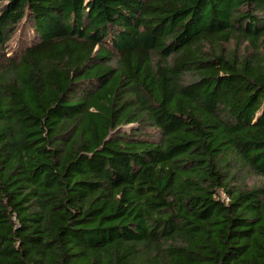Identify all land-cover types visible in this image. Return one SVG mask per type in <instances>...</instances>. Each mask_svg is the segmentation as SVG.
<instances>
[{
	"label": "trees",
	"instance_id": "16d2710c",
	"mask_svg": "<svg viewBox=\"0 0 264 264\" xmlns=\"http://www.w3.org/2000/svg\"><path fill=\"white\" fill-rule=\"evenodd\" d=\"M0 264H264V0H0Z\"/></svg>",
	"mask_w": 264,
	"mask_h": 264
},
{
	"label": "rangeland",
	"instance_id": "374dc122",
	"mask_svg": "<svg viewBox=\"0 0 264 264\" xmlns=\"http://www.w3.org/2000/svg\"><path fill=\"white\" fill-rule=\"evenodd\" d=\"M237 179L246 187H252L261 181V178L245 170L240 171V173L237 175Z\"/></svg>",
	"mask_w": 264,
	"mask_h": 264
},
{
	"label": "built area",
	"instance_id": "2783aa9c",
	"mask_svg": "<svg viewBox=\"0 0 264 264\" xmlns=\"http://www.w3.org/2000/svg\"><path fill=\"white\" fill-rule=\"evenodd\" d=\"M227 200V199H226Z\"/></svg>",
	"mask_w": 264,
	"mask_h": 264
}]
</instances>
